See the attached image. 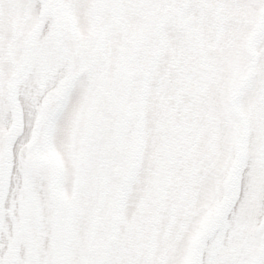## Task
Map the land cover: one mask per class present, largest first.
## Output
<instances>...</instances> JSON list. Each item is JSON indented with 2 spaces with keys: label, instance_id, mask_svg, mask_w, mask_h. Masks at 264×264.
<instances>
[{
  "label": "snow or ice",
  "instance_id": "snow-or-ice-1",
  "mask_svg": "<svg viewBox=\"0 0 264 264\" xmlns=\"http://www.w3.org/2000/svg\"><path fill=\"white\" fill-rule=\"evenodd\" d=\"M0 264H264V0H0Z\"/></svg>",
  "mask_w": 264,
  "mask_h": 264
}]
</instances>
